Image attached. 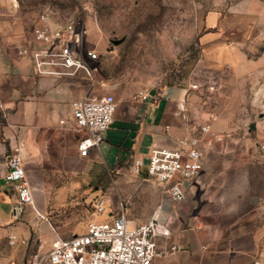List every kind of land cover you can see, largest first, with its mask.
<instances>
[{
    "label": "crops",
    "instance_id": "1",
    "mask_svg": "<svg viewBox=\"0 0 264 264\" xmlns=\"http://www.w3.org/2000/svg\"><path fill=\"white\" fill-rule=\"evenodd\" d=\"M14 6L13 0H0V264H22L38 243L49 248L64 234L47 218L53 197L89 186L93 201L100 180L117 188L115 211H125L129 226L147 223L154 213L166 225L169 235L156 237L155 244L177 251L151 264H264V104L257 119L247 111L241 121L245 113L239 107L214 106L201 90L173 86L119 96L101 144L81 157L77 143L84 133L72 124L70 104L106 95L107 87L82 71L35 74L31 59L19 56L18 49L39 45L31 43V30ZM84 60L94 67L96 61ZM201 126H208V133H199ZM187 135L201 138L203 165L184 185V199L174 203L144 171L134 174L132 163L146 165L152 148L174 149ZM14 148L33 198L19 217L12 214L14 188L4 179ZM85 206L80 199L72 209ZM117 212L109 211L108 220Z\"/></svg>",
    "mask_w": 264,
    "mask_h": 264
},
{
    "label": "rangeland",
    "instance_id": "2",
    "mask_svg": "<svg viewBox=\"0 0 264 264\" xmlns=\"http://www.w3.org/2000/svg\"><path fill=\"white\" fill-rule=\"evenodd\" d=\"M13 1L29 31L43 13L52 22L81 21L85 46L98 57L94 80L114 100L175 86L201 90L217 107L233 103L245 113L241 121L247 111L252 121L258 118L264 104V0ZM92 188L64 189L53 197L47 218L64 232L61 239L82 235L89 221L107 222L108 212H117L116 187L98 181L93 201ZM98 198L105 199L101 214L93 208ZM80 199L87 206L72 209Z\"/></svg>",
    "mask_w": 264,
    "mask_h": 264
},
{
    "label": "built area",
    "instance_id": "3",
    "mask_svg": "<svg viewBox=\"0 0 264 264\" xmlns=\"http://www.w3.org/2000/svg\"><path fill=\"white\" fill-rule=\"evenodd\" d=\"M31 35V43L39 47H21L18 55L31 59L35 74L72 76L82 71L91 77L96 70L84 60L96 61L98 57L85 46L86 29L81 21L52 22L43 13L37 18ZM70 106L74 128L84 133L77 143V150L81 157H86L90 150L101 144L103 133L112 123L116 102L109 94L86 95L72 101ZM198 131L208 133L209 127L201 126ZM203 156L201 138L187 135L177 141L174 149L152 148L147 164L133 161L132 172L139 175L144 171L147 180L164 186L163 192L171 202H180L185 196L184 185L192 182L201 171ZM6 166L4 179L15 191L12 214L19 217L27 205H33V198L18 148L12 149ZM93 208L96 214L104 213V198H98ZM36 216L43 218L38 212ZM168 235L169 231L159 221L157 213L147 223L131 227L122 209L107 222L88 223L82 235L56 238L47 249L43 243H38L22 264H151L154 258L173 255L177 251L175 246L157 248L155 238ZM251 264L262 263L254 261Z\"/></svg>",
    "mask_w": 264,
    "mask_h": 264
},
{
    "label": "water",
    "instance_id": "4",
    "mask_svg": "<svg viewBox=\"0 0 264 264\" xmlns=\"http://www.w3.org/2000/svg\"><path fill=\"white\" fill-rule=\"evenodd\" d=\"M250 128L252 129L253 128V125H251Z\"/></svg>",
    "mask_w": 264,
    "mask_h": 264
}]
</instances>
